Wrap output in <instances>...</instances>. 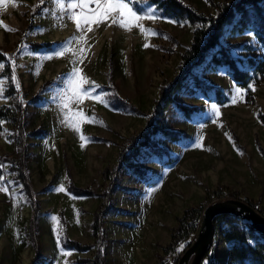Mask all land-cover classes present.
I'll return each instance as SVG.
<instances>
[{"label": "rangeland", "instance_id": "rangeland-1", "mask_svg": "<svg viewBox=\"0 0 264 264\" xmlns=\"http://www.w3.org/2000/svg\"><path fill=\"white\" fill-rule=\"evenodd\" d=\"M184 1L209 14L215 13L217 3L225 0ZM63 2L66 7L68 0ZM126 3L142 16L156 10L155 19L140 22L150 31L142 33L138 27L127 31L110 21L99 26L93 23L92 31L84 33L86 43H73L62 57L52 59L46 56L74 36H80L70 13L62 12L56 0L0 3V48L6 54V60L0 61L2 96L6 98H0V103L13 109L16 101L22 105L16 109L23 123L26 176L39 204L33 230L32 201L17 177L18 170L11 169L9 161L2 158L4 154L18 156L16 125L3 120L0 187L7 190L0 191V264H93L95 246L83 250L66 248L61 236L65 232L81 242L93 243L91 223L103 197L69 192V179L77 185L103 186L104 167L116 162L120 144L146 123L144 115L112 103L111 84L117 86L122 96L150 109L163 81L177 75L181 54L190 43L193 30L188 22L172 18L147 0H139L138 9L133 0ZM32 40L52 44L48 49L32 50L27 46ZM220 41L229 44L236 56L262 54L251 28L237 31L228 26ZM77 48L85 49V53L74 56L72 52ZM74 60L82 61L76 67L100 86L97 91L106 94L107 104L84 98L82 103H72L61 110L60 95L67 87V74ZM5 62L11 64L19 82L17 88L14 81L17 92L13 96L4 92L8 79L1 71ZM193 71L208 84L219 86L226 100L217 102L213 89L202 90L194 85L192 77L174 93L176 101L198 105V110L186 115L175 104L171 105L162 124L179 131V137L171 140L161 134L154 136L169 154L142 147L123 168L111 191L112 208L105 220V264H156L155 252H162V245L171 240L178 226V218L196 204H203L204 210L211 202L236 196L252 200L264 212V123L259 116L264 113V81L251 85L255 103L250 104L245 99V89L231 78L227 65L213 64L210 54ZM44 81L47 86L40 92ZM236 87L245 94L233 102ZM213 103L219 109L215 117L210 115ZM65 111L69 115L81 113L75 117L80 131L62 122ZM85 117H94L95 122ZM81 135L87 139L81 140ZM131 165L145 172L136 174ZM61 187L64 191L59 190ZM202 218L169 255V264H177L195 240ZM222 235L221 225L214 226L211 247L201 264L212 257L218 264L226 263L228 246ZM182 244L186 246L181 250ZM79 257L91 259L77 262Z\"/></svg>", "mask_w": 264, "mask_h": 264}, {"label": "trees", "instance_id": "trees-1", "mask_svg": "<svg viewBox=\"0 0 264 264\" xmlns=\"http://www.w3.org/2000/svg\"><path fill=\"white\" fill-rule=\"evenodd\" d=\"M129 1V0H128ZM136 8H140L139 0H133ZM149 3L159 8L163 13L179 21H186L193 26L190 43L181 54L178 63V73L173 79H166L160 87V93L155 99L150 109H144L132 102L129 98L122 96L117 86L112 83L113 91L110 98L115 106L122 107L134 113L142 114L146 117L145 125L129 135L120 144L116 162L106 165L102 171L103 186L95 188L75 184L71 177L67 190L76 195H102V201L95 209L91 223V232L95 237L93 243L81 242L68 236L65 232L61 236V242L66 248L83 250L95 246L96 254L93 264H105L106 231L105 220L112 208L111 191L117 185L119 175L123 168L129 165V161L134 159L142 147H151L158 154H169L165 147L160 146L154 139L156 134H161L171 140L177 139L180 132L164 127L162 122L167 109L175 104L186 115L198 110V105H189L174 99V93L178 91L189 77H192L194 85L202 90L213 89L217 102L226 100V96L219 86L208 84L203 78L194 73V68L201 64L210 54V61L213 64H225L228 67L231 78L245 89V99L248 103H255L254 90L252 84H259L264 81V0H225L217 3L215 13H206L184 0H147ZM230 30L243 31L247 28L254 30L257 42L262 48L261 55L236 56L231 53L230 45L223 44L220 37L226 27ZM51 41L32 40L27 42V46L32 50L40 48L48 49ZM245 46L253 48L250 43ZM6 60L5 51L0 48V61ZM2 75L8 79L5 94L15 95L17 88L12 79L13 67L9 62L3 65ZM47 81H44L38 91L44 90ZM251 86V87H250ZM37 96V95H36ZM37 98V97H35ZM16 108H21V103L16 101ZM6 103H0V122L11 120L16 125V151L17 158L10 154H4L3 160L10 163L11 169H17V177L23 183V189L28 199L32 201L34 210L31 220L32 228L37 223L39 214V204L34 197L33 189L26 176L25 162V140L23 123L18 116L17 109ZM264 123V113L259 114ZM3 129L0 123V130ZM168 160H172L169 157ZM134 173L143 175L145 169L131 165ZM229 195L233 192L228 191ZM253 205L256 203L250 200ZM203 204H196L186 208L178 218V226L171 235V240L162 245V252H155L158 259L156 264H169V255L172 254L182 243V240L189 234L190 229L200 223L202 218ZM222 227V238L228 246V256L225 264H264V234L257 231L253 225L241 216L234 214H221L214 220V226ZM77 262L90 261L91 258H77ZM207 264H218L215 257H212Z\"/></svg>", "mask_w": 264, "mask_h": 264}, {"label": "snow or ice", "instance_id": "snow-or-ice-1", "mask_svg": "<svg viewBox=\"0 0 264 264\" xmlns=\"http://www.w3.org/2000/svg\"><path fill=\"white\" fill-rule=\"evenodd\" d=\"M4 0H0V3H3ZM56 2L60 5V10L62 12L67 11L70 13L69 18L72 19L75 24L77 31L80 33V36L73 37L71 40L64 42L58 48L54 49L52 55L46 56V59H52L55 57H62L66 52L69 51L70 46L76 42H85L84 33L86 31H92L91 25L94 23L97 26L103 24L105 22L110 21L111 24H115L127 31H130L133 27L140 28L142 33L148 32L150 30L145 29L143 25L140 23L144 19H155L156 18V10L149 11L146 15H138L132 7L126 3V0H68L67 5L65 7V3L63 0H56ZM78 13V14H77ZM176 23V22H173ZM5 28L7 26L5 25ZM10 30V29H8ZM156 34V33H152ZM148 45H145L147 47ZM85 53V49L77 48L73 50L72 54L74 56H80ZM82 61L74 60L73 68L70 73L67 74V87L60 95V108L64 111L70 104H80L83 102L84 98H92L96 101L107 104L108 101L106 99V94L102 92H98L97 89L100 88L99 85L90 81L86 76L82 74V71L76 67V64ZM12 79L16 81V86L19 88V82L15 76V71L13 70ZM3 81H0V98H6L2 96L3 92ZM251 87V86H250ZM254 90V89H253ZM244 91L239 87L234 89L233 102H235V98L241 95H244ZM218 107L215 103L211 104L210 115L215 117L218 114ZM81 115V113L74 112L72 115H69L66 111L64 114V120L62 121L67 126L72 127L75 131H80L76 126V116ZM91 119L92 122H95V118ZM215 122V121H213ZM2 123V122H0ZM81 140H86L87 138L81 135ZM199 147L200 145L197 144ZM2 168V166H0ZM0 183H3L2 178H0ZM7 189L4 187H0V191H6ZM60 191H64L63 187L59 189ZM56 220V217L52 218ZM185 244L180 246L181 250L185 247ZM70 253H65L68 255ZM207 264V262H205Z\"/></svg>", "mask_w": 264, "mask_h": 264}, {"label": "water", "instance_id": "water-1", "mask_svg": "<svg viewBox=\"0 0 264 264\" xmlns=\"http://www.w3.org/2000/svg\"><path fill=\"white\" fill-rule=\"evenodd\" d=\"M221 214H234L248 220L264 234V212L252 202L236 196L207 204L203 210L202 226L195 240L184 250L177 264H201L214 237V220Z\"/></svg>", "mask_w": 264, "mask_h": 264}, {"label": "crops", "instance_id": "crops-1", "mask_svg": "<svg viewBox=\"0 0 264 264\" xmlns=\"http://www.w3.org/2000/svg\"><path fill=\"white\" fill-rule=\"evenodd\" d=\"M1 209H2V207H0V212H2V210H1ZM6 209H7V208H5L4 210H6Z\"/></svg>", "mask_w": 264, "mask_h": 264}]
</instances>
